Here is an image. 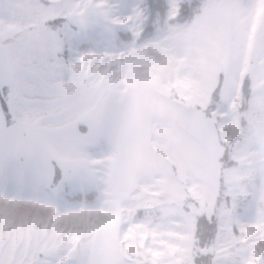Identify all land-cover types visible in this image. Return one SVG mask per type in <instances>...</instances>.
<instances>
[{
	"label": "snow or ice",
	"instance_id": "6c2138e0",
	"mask_svg": "<svg viewBox=\"0 0 264 264\" xmlns=\"http://www.w3.org/2000/svg\"><path fill=\"white\" fill-rule=\"evenodd\" d=\"M0 264H264V0H0Z\"/></svg>",
	"mask_w": 264,
	"mask_h": 264
}]
</instances>
